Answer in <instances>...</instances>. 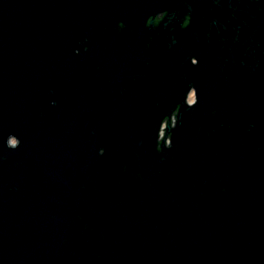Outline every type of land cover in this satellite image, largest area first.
Masks as SVG:
<instances>
[{
    "label": "water",
    "instance_id": "95a60500",
    "mask_svg": "<svg viewBox=\"0 0 264 264\" xmlns=\"http://www.w3.org/2000/svg\"><path fill=\"white\" fill-rule=\"evenodd\" d=\"M168 1L0 0V264H264V0Z\"/></svg>",
    "mask_w": 264,
    "mask_h": 264
},
{
    "label": "flooded vegetation",
    "instance_id": "af4514ba",
    "mask_svg": "<svg viewBox=\"0 0 264 264\" xmlns=\"http://www.w3.org/2000/svg\"><path fill=\"white\" fill-rule=\"evenodd\" d=\"M203 2H204L203 0H176V2L174 3V0H171V1L166 2L165 7H167L168 9H171L172 5H175L174 9H176L177 7L178 10L182 12V16L180 17V25L182 28H186L189 26L190 21H191V16L189 13L192 12L193 10H197L198 7L202 8ZM167 13H168V10H165L161 13H158L155 17H150V19L148 20V26L157 27L160 24L161 20L166 16ZM119 25L121 28L124 27L122 23H120ZM106 33H107L106 31L103 32V35H106ZM192 61L196 62L195 59H193ZM192 96H194L193 101L191 100ZM195 101H196L195 91L191 90L187 96V102L189 104H193ZM12 141L14 142V140Z\"/></svg>",
    "mask_w": 264,
    "mask_h": 264
},
{
    "label": "rangeland",
    "instance_id": "374dc122",
    "mask_svg": "<svg viewBox=\"0 0 264 264\" xmlns=\"http://www.w3.org/2000/svg\"><path fill=\"white\" fill-rule=\"evenodd\" d=\"M193 99H194V96H192L191 100L193 101Z\"/></svg>",
    "mask_w": 264,
    "mask_h": 264
},
{
    "label": "built area",
    "instance_id": "2783aa9c",
    "mask_svg": "<svg viewBox=\"0 0 264 264\" xmlns=\"http://www.w3.org/2000/svg\"><path fill=\"white\" fill-rule=\"evenodd\" d=\"M173 122H175V119H173ZM164 126H165V124H164Z\"/></svg>",
    "mask_w": 264,
    "mask_h": 264
}]
</instances>
